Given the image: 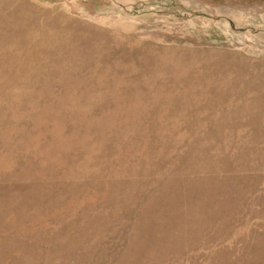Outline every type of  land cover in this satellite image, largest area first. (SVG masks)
Segmentation results:
<instances>
[{
  "label": "rangeland",
  "instance_id": "rangeland-1",
  "mask_svg": "<svg viewBox=\"0 0 264 264\" xmlns=\"http://www.w3.org/2000/svg\"><path fill=\"white\" fill-rule=\"evenodd\" d=\"M0 264H264V0H0Z\"/></svg>",
  "mask_w": 264,
  "mask_h": 264
}]
</instances>
